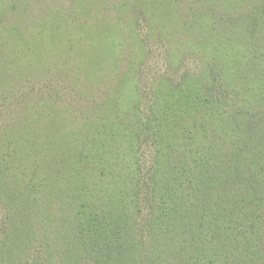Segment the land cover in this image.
Listing matches in <instances>:
<instances>
[{
	"label": "trees",
	"instance_id": "obj_1",
	"mask_svg": "<svg viewBox=\"0 0 264 264\" xmlns=\"http://www.w3.org/2000/svg\"><path fill=\"white\" fill-rule=\"evenodd\" d=\"M0 264H264V0H0Z\"/></svg>",
	"mask_w": 264,
	"mask_h": 264
},
{
	"label": "rangeland",
	"instance_id": "obj_2",
	"mask_svg": "<svg viewBox=\"0 0 264 264\" xmlns=\"http://www.w3.org/2000/svg\"><path fill=\"white\" fill-rule=\"evenodd\" d=\"M160 63H162V58L161 55L159 54V52L157 51L156 54H154L149 63H148V68H157L158 66H160ZM192 64V63H190Z\"/></svg>",
	"mask_w": 264,
	"mask_h": 264
}]
</instances>
